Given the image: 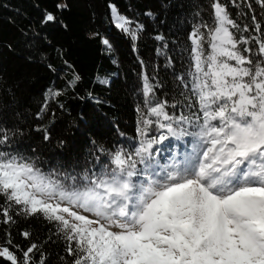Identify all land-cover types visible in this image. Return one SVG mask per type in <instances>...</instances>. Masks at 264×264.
<instances>
[{"label":"snow or ice","instance_id":"1","mask_svg":"<svg viewBox=\"0 0 264 264\" xmlns=\"http://www.w3.org/2000/svg\"><path fill=\"white\" fill-rule=\"evenodd\" d=\"M230 4L239 19L232 18L227 4L213 0L214 26L200 23L189 34L192 70L187 81L176 77L187 90L178 94L188 113L170 114L178 103L158 100L159 85L143 75L147 113L137 108L138 142L131 150L109 152L111 167L45 173L32 158L5 150L19 130L0 125V227L9 237L0 245V258L48 264L36 242L26 250L15 245L23 251L22 261L9 247L10 229L19 219L37 218L50 226L45 243H56L53 236L64 241L65 255L59 257L64 264H264V23L258 14L245 22L247 14L239 11L264 13V0H254L255 7L250 0ZM68 7L55 5L60 13ZM109 9L136 51L144 26L114 5ZM50 23L67 28L45 9L40 24ZM101 43L111 52L107 38ZM98 82L108 80L98 77ZM43 132V140L50 141V131ZM182 138H189L182 152L165 143ZM19 234L25 240L32 236L28 230Z\"/></svg>","mask_w":264,"mask_h":264},{"label":"trees","instance_id":"2","mask_svg":"<svg viewBox=\"0 0 264 264\" xmlns=\"http://www.w3.org/2000/svg\"><path fill=\"white\" fill-rule=\"evenodd\" d=\"M65 2L69 7L58 12L55 5ZM250 2L254 4V0ZM212 3L213 0H0V125L12 132L19 130L11 148L5 150L32 158L45 173L83 174L98 170L101 164L111 167L109 152L117 148L131 150L138 142L136 130L141 113L137 108L147 113L143 75L149 77V83L159 85L155 89L158 100L178 103V108L168 109L170 114H187L183 97L178 94L187 90L176 77L187 81L186 74L192 70L188 37L193 27L200 23L214 26ZM221 3L229 6L232 18L239 19L230 0ZM110 4L144 26L136 51L130 38L112 22ZM45 9L63 20L67 28L59 23L42 26ZM239 11L247 14L245 22L258 14L264 23V13H247L246 8ZM157 35L164 39L156 40ZM101 38L110 41L111 52L106 51ZM77 75L79 81L69 86ZM98 77L106 78L108 83H99ZM56 91L61 94L52 96ZM45 103L47 107L41 112ZM43 129L50 131L48 142L43 140ZM60 140L65 141L63 146ZM182 140L185 144L189 138ZM49 227L42 219H19L10 229V250L22 261V250L36 242L48 264H64L59 259L65 255L64 241L53 236L56 243H45L52 236ZM23 230L32 232L30 239L19 234ZM8 239L0 227V245H6ZM33 259L38 261L40 252L34 253ZM0 264L10 262L0 258Z\"/></svg>","mask_w":264,"mask_h":264},{"label":"rangeland","instance_id":"3","mask_svg":"<svg viewBox=\"0 0 264 264\" xmlns=\"http://www.w3.org/2000/svg\"><path fill=\"white\" fill-rule=\"evenodd\" d=\"M165 143L169 146V148H171L172 145H175V150L179 152H182L185 147L183 140H180V141L172 140L170 142L166 141ZM161 155H163L166 159L168 157V152L166 151L165 153H162Z\"/></svg>","mask_w":264,"mask_h":264}]
</instances>
